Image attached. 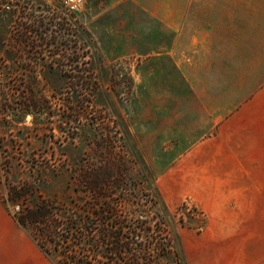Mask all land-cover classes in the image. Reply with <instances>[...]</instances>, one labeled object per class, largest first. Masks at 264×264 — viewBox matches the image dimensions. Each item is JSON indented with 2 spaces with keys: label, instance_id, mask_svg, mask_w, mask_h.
<instances>
[{
  "label": "rangeland",
  "instance_id": "rangeland-1",
  "mask_svg": "<svg viewBox=\"0 0 264 264\" xmlns=\"http://www.w3.org/2000/svg\"><path fill=\"white\" fill-rule=\"evenodd\" d=\"M191 3L0 0V264H264V41Z\"/></svg>",
  "mask_w": 264,
  "mask_h": 264
},
{
  "label": "crops",
  "instance_id": "crops-1",
  "mask_svg": "<svg viewBox=\"0 0 264 264\" xmlns=\"http://www.w3.org/2000/svg\"><path fill=\"white\" fill-rule=\"evenodd\" d=\"M188 2H194L190 4L193 5L195 10H199V18L202 24V19L204 16H214L216 12L217 16H220L218 13L223 12L222 16L227 21L230 20L231 32L232 33H248V38H258V40L264 41V0H185ZM198 2V4H197ZM257 36V37H256ZM21 235V234H20ZM24 236V241L27 243L23 244L22 251H18V258L14 259V264H23L22 260L20 263H17L21 258V255L25 252V245L34 247L35 251H39V244L36 242L33 244V241L30 238H27V235ZM34 245V246H33ZM22 253V254H21Z\"/></svg>",
  "mask_w": 264,
  "mask_h": 264
},
{
  "label": "trees",
  "instance_id": "trees-1",
  "mask_svg": "<svg viewBox=\"0 0 264 264\" xmlns=\"http://www.w3.org/2000/svg\"><path fill=\"white\" fill-rule=\"evenodd\" d=\"M28 191L26 192V190L20 191V190H16L11 189L9 191V196L12 200H20L21 198L26 197L28 194ZM55 206H53L52 203H50L48 200H43L39 203H37L36 207L33 208H28L27 212H15L14 216L16 217V219L20 222V224L27 228L29 226V224L32 225H49L50 223H52L54 220L58 219L55 218V213L56 211H54ZM103 213H107L109 212L106 206H103ZM65 222H61V225H64ZM74 225H76L79 230L78 232H80L81 234H87L89 236L90 234V230H89V226L88 224H84L82 222H75L74 221ZM70 230V229H69ZM75 232L69 231V235L65 236V239L63 240L64 242H67L68 240L72 239V236L74 235ZM45 234H48V232H45ZM87 236V237H88ZM35 238H37L38 243L41 246H44L42 244V237L41 236H35ZM108 238H112V244L115 245V247L117 248L116 254L118 256V259H122L121 257V252L124 251V248H127L126 244H125V240L122 236V234L119 232H117L115 235H111V233H107V231H103L102 232V236H101V243L102 244H107L108 243ZM58 243L56 242L54 244V247L57 249L58 247ZM80 244V242H79ZM94 244H92V242L88 243L86 245L87 248L91 249V246H93ZM132 264H136L134 261H136L137 263L139 262V257H132ZM131 263V262H130Z\"/></svg>",
  "mask_w": 264,
  "mask_h": 264
},
{
  "label": "built area",
  "instance_id": "built-area-1",
  "mask_svg": "<svg viewBox=\"0 0 264 264\" xmlns=\"http://www.w3.org/2000/svg\"><path fill=\"white\" fill-rule=\"evenodd\" d=\"M82 0H66V3L73 9H75L78 5H80ZM5 6L7 7V9H10L12 7V5L8 2L5 3Z\"/></svg>",
  "mask_w": 264,
  "mask_h": 264
}]
</instances>
